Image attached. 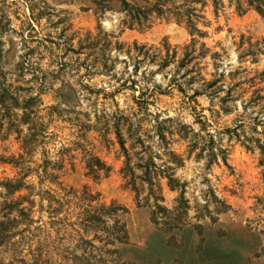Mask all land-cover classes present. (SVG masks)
<instances>
[{
  "label": "rangeland",
  "instance_id": "374dc122",
  "mask_svg": "<svg viewBox=\"0 0 264 264\" xmlns=\"http://www.w3.org/2000/svg\"><path fill=\"white\" fill-rule=\"evenodd\" d=\"M101 1L0 0V264H264V0H125L163 11L143 31ZM190 9L203 36L177 21ZM114 114L130 120L138 198ZM25 138L26 167L73 157L61 188L111 210L68 198L50 214L44 193L61 191L34 172L10 194L18 170L1 160L23 155ZM85 152L107 176L88 174Z\"/></svg>",
  "mask_w": 264,
  "mask_h": 264
},
{
  "label": "trees",
  "instance_id": "16d2710c",
  "mask_svg": "<svg viewBox=\"0 0 264 264\" xmlns=\"http://www.w3.org/2000/svg\"><path fill=\"white\" fill-rule=\"evenodd\" d=\"M113 0H102L101 1V8L100 11H105V10H110L111 6H108V2H112ZM121 3V9L120 11L125 12L126 15V19L124 20L123 24L125 26H127L128 29H133L134 27H137V29L139 31H143L144 29L148 28V19L152 14H156L158 17H161L163 15V11L161 10V8L158 7V3H155V5L151 8L148 9L145 6H138L135 7L134 10H132V8H128L129 5H127L125 0H118ZM157 2V1H156ZM195 12L194 9H190L187 12H185V14L183 15H179V19H177V21L179 23H186L187 28L189 29V33L191 35V37L193 38L194 35L197 36H203L202 33H200L198 30H196L195 28V24L193 22V17H195V19H197V17L193 14ZM197 41L195 39H192V45H194ZM104 43H107L106 40H104ZM107 48V47H106ZM105 67V66H104ZM93 68V66H91V68H88V70H91ZM106 69V68H105ZM214 86L213 84L207 85L205 88V90H209L212 89V87ZM27 106V105H26ZM26 109V108H25ZM56 108L54 107L52 110H55ZM112 122V129L113 132L115 133L116 139L118 141V144L120 146V151L121 153H123L124 157H125V162H124V168L121 171L123 178L124 179H129L126 186L130 187V189L135 192L137 194V198H138V190L136 188V184H135V180H134V173L132 168L130 167V157L128 154V151L125 148V144L124 141L122 139L121 136V127L124 125L125 122L130 121L128 118H125L123 116H120L118 114H114L112 115V117H110V119ZM109 120L108 122L105 121L103 123V128L101 130H97V131H101L102 134H107L110 131L109 128ZM37 135L33 134L31 137L32 138H36ZM159 139L164 142L165 141V137L163 136V134H159ZM32 142V139H30ZM22 149H23V155L18 156V158H10L7 160H1L4 163L10 164L12 165L15 169L18 170V176L19 179L15 180V181H8L6 183V187L8 189V192L10 194H14L15 192H19L23 189H25L24 186V180L26 179V177L31 174V173H35V175L37 176V178L39 179L38 184L41 186L45 181H48L51 185H55L57 187H59L61 193L60 196H50V192L51 190H49L48 192L44 193L45 195H47L48 199H49V205L47 207V211H49L50 214H58L60 211H62L64 208H70L69 205L71 203V200L68 198H75L76 200H78L79 203H84V205H86L87 208L83 209V213H98V212H102V211H108L111 210V207L109 208H105L104 206H98V207H92L90 205V203L93 201L90 197L86 196L84 193L80 196L77 197L76 192H73V190H65L61 188V183L59 182L60 176L59 173H62L63 168L65 166V161L68 159L69 161L73 159V157L69 156V158H65L64 155H61L59 160L56 162H50L47 159H43L41 160V163L39 165H37V167L35 169H30L29 167L25 166V156H30L31 155V151L27 150L26 146L28 145V141L26 140H22ZM141 145V144H140ZM141 148L143 150V152H146L148 150L147 147L144 146V144L142 143ZM245 148H247L248 150L250 149L248 146H246ZM85 169L87 170L89 175H92L94 178H99L101 175L103 176H107L110 168L106 167L105 164L103 162H101V160H99V158L95 157L94 155L85 152ZM150 161L145 162L144 166H143V176L141 177V179L143 180V182L147 183L150 187V189H153L155 187V184L152 183L153 178L152 176L154 175V172H152V170H150L151 168ZM156 175V174H155ZM168 181H169V185L171 183V179L169 176H167ZM158 186L159 189V185ZM55 193V192H54ZM40 194V193H39ZM56 197H58L59 199H55ZM43 196L40 195V199H42ZM161 200V198H160ZM147 201V200H146ZM156 202L154 203V207L157 210H163V208L159 207V205L157 204V200H155ZM162 201V200H161ZM53 204H55V206H53ZM138 206H142L140 204H137ZM144 205H147V203L145 202ZM123 211V210H122ZM125 211V210H124ZM123 211V212H124ZM83 225V224H82ZM86 226H91V221H88L87 224H85Z\"/></svg>",
  "mask_w": 264,
  "mask_h": 264
}]
</instances>
